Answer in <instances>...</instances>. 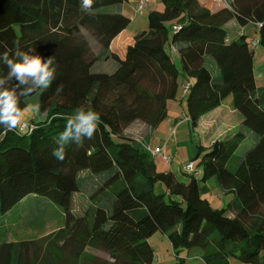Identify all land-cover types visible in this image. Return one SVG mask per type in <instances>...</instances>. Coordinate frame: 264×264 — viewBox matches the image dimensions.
<instances>
[{
    "label": "trees",
    "instance_id": "trees-1",
    "mask_svg": "<svg viewBox=\"0 0 264 264\" xmlns=\"http://www.w3.org/2000/svg\"><path fill=\"white\" fill-rule=\"evenodd\" d=\"M159 1L163 10H150L147 30L118 55L112 43L129 25L120 10L127 0H94L91 12L83 11L81 0H0V54L11 55L19 44L45 59L53 56L56 67L50 88L21 97L22 109L41 105L23 124L27 131L0 126V217L25 197L48 200L63 210L71 233H84L80 251L92 248L111 259L94 257L88 264H152L148 240L155 233L169 241L175 264H230L231 258L264 264V107L252 97L253 50L243 30L252 25L264 49V0H221L216 10L198 0ZM230 21L237 34L226 30ZM88 35L101 48L97 55ZM97 63L102 70L94 68ZM6 73L0 62V77ZM180 74L188 85L185 111L192 130L227 98L241 115L232 136L207 148L197 142L189 162L201 169L199 179L194 171L185 179L157 171L145 148L149 136L137 141L124 133L134 122L145 123L151 134L156 130L166 103L178 99ZM79 108L99 113V126L82 146L66 145L59 162L51 153ZM246 131L252 144L235 156ZM211 180L222 196H231L220 209L200 193L199 183ZM74 194L90 201L76 218ZM2 237L0 232V264H28L27 242ZM181 251L190 257L180 258Z\"/></svg>",
    "mask_w": 264,
    "mask_h": 264
},
{
    "label": "rangeland",
    "instance_id": "rangeland-1",
    "mask_svg": "<svg viewBox=\"0 0 264 264\" xmlns=\"http://www.w3.org/2000/svg\"><path fill=\"white\" fill-rule=\"evenodd\" d=\"M200 1L202 3L198 0L200 5L204 7L214 6L212 0ZM129 2V4H127V2L122 4V7L120 8H122V12H125L130 18L129 25L125 29V34L133 37L138 33L147 30L148 12L150 10L162 11L163 5L159 0H130ZM111 8L112 7H110V9ZM112 10L114 11V8H112ZM87 39L93 54L97 55L101 50L100 46L90 35L87 36ZM249 39H251V37L246 38L248 42L250 41ZM171 59L178 66L177 58L171 55ZM208 62L210 63L209 59ZM94 68L102 70L103 66L101 63H97ZM178 83V89L181 95L176 102H167L166 110L169 111L173 108L179 110L183 108V111H180L176 118L177 123L179 121L183 123V126L175 127V129L178 133L180 130L185 129L186 135L185 137L184 135H178L177 137L173 136L172 140L169 141L167 145L171 149L170 152L162 154V156L171 160V165L176 169V172H174L176 173V176L185 179L186 175L192 174V172L189 173L184 166L186 164L185 162L190 159L189 157L192 158L194 156L190 147L197 145V139L192 132L185 111V94L182 97L184 82L181 74L179 75ZM181 97L182 99H180ZM179 102L182 104L181 107ZM35 116L36 114L34 115L31 111L25 112L22 124L28 125ZM24 125L21 127V130L26 132L27 129H22ZM124 133L137 141H142L143 135L147 134L149 137L151 136L148 126L146 127L145 123L142 122H134L130 124L125 128ZM182 141H184V143ZM146 150L152 157H155L149 151L153 149L146 147ZM243 151L245 150L240 149L236 154L238 156L242 155L244 153ZM154 160L157 171L165 172L164 167L166 165L159 161L158 158H155ZM193 165L195 166V169H197V163L193 162ZM80 174H82V177L86 175V172ZM195 176L197 177V173ZM160 186L157 190L162 189ZM199 188L201 195L207 198L214 208L220 209V207H224L228 202L229 197L227 196L229 195L222 196L219 187L213 180L207 183H199ZM38 199V203H36L33 201L32 197H25L24 200L17 204L9 213L0 217V232L3 234L2 239L6 242L13 243H18L20 241L27 242L26 255L28 264H88V260L94 257L97 259H104L107 263L111 262V259L107 258L105 254L95 252L92 248L86 247L80 251L82 247L81 237L84 233L79 231H82V228L78 227L79 235L77 236L75 233H71V228L65 227V214L63 210L58 209V207L42 197H38ZM88 203H90V201L88 199L84 200L82 195L74 194L71 203V214H73V218L84 214ZM68 240H70V242H68ZM148 242L151 247L154 248V260L152 261V264H175L177 262L170 243L164 235L155 233L149 238ZM190 255L191 253L188 255L186 251H181L179 257L187 259ZM229 262L230 264H243L233 258L229 259ZM190 263L195 264L196 262L190 261Z\"/></svg>",
    "mask_w": 264,
    "mask_h": 264
},
{
    "label": "clouds",
    "instance_id": "clouds-1",
    "mask_svg": "<svg viewBox=\"0 0 264 264\" xmlns=\"http://www.w3.org/2000/svg\"><path fill=\"white\" fill-rule=\"evenodd\" d=\"M94 0H81V8L91 12ZM0 62L7 73L0 77V126L5 131H18L22 126L24 114L31 111L38 114L41 111L39 103L20 107L21 97H27L37 90H47L56 79L54 57L43 58L35 54V50L24 51L19 44L15 45L12 54L5 51L0 54ZM63 89L57 86V93ZM100 123V115L93 110L79 108L73 116L67 118L64 130L58 135L57 147L51 155L59 162L65 159V146L72 143L82 146L85 139L93 138Z\"/></svg>",
    "mask_w": 264,
    "mask_h": 264
},
{
    "label": "crops",
    "instance_id": "crops-1",
    "mask_svg": "<svg viewBox=\"0 0 264 264\" xmlns=\"http://www.w3.org/2000/svg\"><path fill=\"white\" fill-rule=\"evenodd\" d=\"M129 1L130 0H127V4L130 3ZM212 1H213L212 4H214V6L206 7V8L216 10L224 5L223 1L221 0H212ZM199 2L202 3L200 0ZM120 10L122 12V8H120ZM123 14L129 17L125 12ZM228 27L230 28L229 30L230 32H233L235 34L239 32L234 21H230L227 25H225L226 30H228L227 29ZM243 30L248 33L249 37H251V39H249L250 40L249 42L253 50V77H254L255 88L252 93V97L258 101L261 107H264V49L261 48L256 43L258 36L256 32L254 31V28L252 27V25L247 26L246 28H243ZM132 38L133 37L129 36L128 34H125V30H124L114 39L112 43V49L118 55H122L124 52V49L128 45L132 44ZM183 82H185V80H183ZM188 82L191 83V80H189ZM183 94L185 93H182V97H183ZM180 95L181 93L179 92V89H178V97ZM182 97L180 99H182ZM176 101L177 99L168 101V102H176ZM181 105L182 104H180V107ZM180 111L182 112L183 108L179 110L176 108L170 109L169 111L166 110L167 115H166L165 120L156 128L154 132H152L151 136L148 137V139L145 141V148L149 147L150 149H154L158 147H163L162 154H166L167 152H170L171 150L167 145H168V142L172 140L173 136L177 137L178 135L180 136L184 135L185 137L186 135L185 129L180 130L179 133L175 129V127L183 126V123L179 121L177 123V119H176L177 114ZM240 122H241V115L231 106V99L227 98L221 103V105H219L218 107L210 110L209 112L201 116L197 127L195 128V130H192V132L195 134L198 144L203 148H207L211 146L215 141L222 140V139L232 136L237 130H239ZM246 135H247V139L239 146L236 153L240 149L246 150L252 144L251 134L248 131H246ZM144 138H145V135H143L142 139ZM182 142L184 143V141ZM190 150L192 154H194L195 156L197 153L196 146L190 147ZM235 156H237V154H235ZM155 158H158L159 161H161L167 166L166 167L164 165L165 171L176 172V169L173 168V166L171 165V162L170 163L165 162L164 156L158 155V156H155L154 159ZM189 158L190 159L185 162L186 164L192 159L191 157ZM193 171L197 173V179H199L201 176V169L200 168L195 169V166H194ZM227 197H229L228 199L229 201L231 196L229 195ZM228 216L232 217L233 214L229 213ZM152 249L154 252L153 247Z\"/></svg>",
    "mask_w": 264,
    "mask_h": 264
},
{
    "label": "built area",
    "instance_id": "built-area-1",
    "mask_svg": "<svg viewBox=\"0 0 264 264\" xmlns=\"http://www.w3.org/2000/svg\"><path fill=\"white\" fill-rule=\"evenodd\" d=\"M142 4V3H141ZM187 84H183V89H184V91H183V93H185L186 92V89H187ZM184 95V94H183ZM183 117H184V115H183ZM152 154H153V156H156V155H162V153H163V147H158V148H155V149H153V150H149ZM164 160H165V162H169L170 160L169 159H167L166 157H164ZM193 167H194V165H193V163L192 162H188L186 165H185V169L186 170H188V172L189 173H191V172H193ZM192 170V171H191Z\"/></svg>",
    "mask_w": 264,
    "mask_h": 264
}]
</instances>
